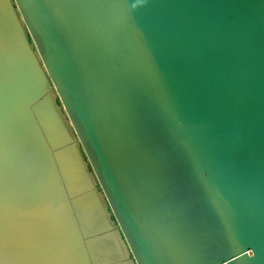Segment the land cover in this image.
<instances>
[{
    "label": "water",
    "instance_id": "water-1",
    "mask_svg": "<svg viewBox=\"0 0 264 264\" xmlns=\"http://www.w3.org/2000/svg\"><path fill=\"white\" fill-rule=\"evenodd\" d=\"M0 264H264V0H0Z\"/></svg>",
    "mask_w": 264,
    "mask_h": 264
}]
</instances>
